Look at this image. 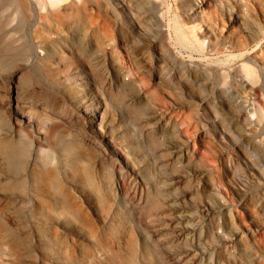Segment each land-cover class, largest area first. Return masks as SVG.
<instances>
[{"label":"rangeland","instance_id":"374dc122","mask_svg":"<svg viewBox=\"0 0 264 264\" xmlns=\"http://www.w3.org/2000/svg\"><path fill=\"white\" fill-rule=\"evenodd\" d=\"M10 1L0 264H264V0Z\"/></svg>","mask_w":264,"mask_h":264},{"label":"bare ground","instance_id":"6f19581e","mask_svg":"<svg viewBox=\"0 0 264 264\" xmlns=\"http://www.w3.org/2000/svg\"><path fill=\"white\" fill-rule=\"evenodd\" d=\"M9 2H11L10 0H8ZM89 109L87 108V107H84V109H83V111L84 112H86V111H88ZM92 115L94 116V113H92ZM91 115V116H92ZM89 117V116H88ZM92 120H95V117H93V119ZM92 123H95V121H92Z\"/></svg>","mask_w":264,"mask_h":264}]
</instances>
